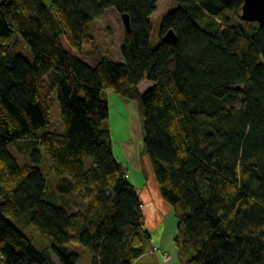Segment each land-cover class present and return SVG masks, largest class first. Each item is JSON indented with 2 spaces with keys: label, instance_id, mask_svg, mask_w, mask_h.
<instances>
[{
  "label": "trees",
  "instance_id": "1",
  "mask_svg": "<svg viewBox=\"0 0 264 264\" xmlns=\"http://www.w3.org/2000/svg\"><path fill=\"white\" fill-rule=\"evenodd\" d=\"M158 1L0 0V264H55L50 252L76 264L70 244L88 246L92 264H135L149 251L136 186L113 152L107 91L136 102L184 262L264 264V24L241 16L244 0H175L153 46ZM108 7L130 16L121 59L90 30ZM170 28L176 39L163 40ZM17 33L32 61L10 53ZM55 95L59 127L41 132ZM24 139L31 161L19 163L9 144ZM44 158L64 176L55 200ZM73 192L83 208L70 206ZM22 215L50 252L17 226Z\"/></svg>",
  "mask_w": 264,
  "mask_h": 264
},
{
  "label": "rangeland",
  "instance_id": "2",
  "mask_svg": "<svg viewBox=\"0 0 264 264\" xmlns=\"http://www.w3.org/2000/svg\"><path fill=\"white\" fill-rule=\"evenodd\" d=\"M174 7L175 0H159L157 2L156 10L149 17L152 23L150 42L153 46H156L160 40V25L163 15ZM90 30L95 37L97 45L102 47L104 53L108 57L116 59L118 56H122L121 44L124 38L125 25L121 14L113 7L105 8L102 14L91 21ZM62 42L66 48L70 49L64 37H62ZM10 53H22L27 59L32 61L31 47L20 33H17L16 40ZM84 58L91 64L95 63L90 58ZM52 73L53 70L48 74L49 79H52ZM142 82L140 83V90H143V84H147V81L144 83ZM107 98L109 102L108 124L111 131L115 157H117V159L119 158L118 161H121L126 169L134 172L136 176H139L141 186L146 185L149 189V193L154 195V198H152L153 205L151 203V208L148 210H151V213L150 216L148 215L149 219L147 218L146 223V227L150 229L151 233L148 244L149 251L147 254L151 255L144 256L137 264H144L142 263L144 260L145 264H149V261L153 264H186L175 243V237L178 233V218L174 214L172 205L167 200L166 202L162 197L153 170L151 173L147 167V162L145 160L147 155L143 152V118L137 109L136 102L132 99H126L114 91H109ZM235 104L239 106V102ZM59 118L60 103L55 95L52 122L48 126L40 128L39 131L42 132L50 128H58ZM32 147L33 146L29 144V140L24 139L11 142L9 144V151L19 163L30 162ZM49 165L50 163L44 158L41 167L48 180V199L55 200L59 194L63 193L59 188V183L64 176L50 171ZM150 174L154 180H152V177L150 178ZM136 176H133L131 179L137 180ZM70 198V206L72 208H83V201L79 199L74 192L71 193ZM159 199H163L168 206ZM14 222L24 232L32 236L36 246L40 248L49 246V238L40 233L33 224L29 223L27 216L22 215L14 219ZM153 246L156 247L155 250H152ZM69 248L71 251L78 254L76 264H92L93 254L88 246L83 244H70ZM163 252L169 253L172 260L170 258L168 262L165 261L162 256ZM57 260L59 259L57 258Z\"/></svg>",
  "mask_w": 264,
  "mask_h": 264
},
{
  "label": "crops",
  "instance_id": "3",
  "mask_svg": "<svg viewBox=\"0 0 264 264\" xmlns=\"http://www.w3.org/2000/svg\"><path fill=\"white\" fill-rule=\"evenodd\" d=\"M122 58V56L120 55V56H118V58H116V59H121ZM114 59V58H113ZM147 80H144L142 83H144V82H146ZM144 86H143V90L146 88V87H148L149 85H150V82L149 81H147V84L145 85V84H143ZM138 87H140V84H139V86ZM140 90V89H139ZM143 90H140V91H143ZM108 94H109V91H107V97H108ZM113 152H114V150H113ZM114 155H115V153H114ZM116 159H117V157H116ZM119 160V158L117 159V161ZM145 160H146V162H147V167L149 168V170L151 171V173H152V166H151V164H150V162H149V160H148V158L147 157H145ZM122 166H123V163L121 162V161H118ZM123 168L125 169V171L128 173V177H129V179L134 183V185L136 186V189H137V192H138V196H139V199H140V201H141V205H142V210H143V213H144V215H145V220H146V223H147V218L149 219V217H148V215L150 216V213H151V210L150 211H148L150 208H151V203H152V205H153V200H152V198H154V195H151L150 193H149V189H148V187H146V185H144V186H141V184H140V182H139V176H136L135 174H134V172H132V171H129L128 169H126L124 166H123ZM151 175V174H150ZM133 176H136L137 177V180H133V179H131ZM152 177V175L150 176V178ZM152 180H154L153 179V177H152ZM155 182V181H154ZM71 200V199H70ZM159 200H161L162 202H164L163 201V199H159ZM165 200V199H164ZM166 201V200H165ZM167 202V201H166ZM164 204L166 205V206H168L165 202H164ZM151 216H152V214H151ZM149 229V228H148ZM149 231H150V229H149ZM151 234V233H150ZM47 250L50 252V248H49V246H48V248H47ZM50 254H51V258H52V260H53V262L55 263V264H61L60 263V260H57V256H56V254L54 253V252H50ZM146 255H151V254H143L142 256H140L139 257V259L137 260V262L135 263V264H137L138 262H140L141 261V259L144 257V256H146ZM171 260H172V258H171ZM142 263H144L145 264V260L144 261H142ZM149 264H153V263H151V261H149Z\"/></svg>",
  "mask_w": 264,
  "mask_h": 264
},
{
  "label": "water",
  "instance_id": "4",
  "mask_svg": "<svg viewBox=\"0 0 264 264\" xmlns=\"http://www.w3.org/2000/svg\"><path fill=\"white\" fill-rule=\"evenodd\" d=\"M241 16L244 19L251 21H258L264 24V0H244L242 4ZM123 23L125 29L129 31L131 29L130 16L127 12L122 14ZM176 39L175 31L170 28L163 35V40L170 41Z\"/></svg>",
  "mask_w": 264,
  "mask_h": 264
},
{
  "label": "built area",
  "instance_id": "5",
  "mask_svg": "<svg viewBox=\"0 0 264 264\" xmlns=\"http://www.w3.org/2000/svg\"><path fill=\"white\" fill-rule=\"evenodd\" d=\"M152 248H153L152 250H155V249H156L155 246H153ZM162 256H163V259H164L165 261H169L170 258H171L170 254L167 253V252H163V253H162ZM0 259H1V256H0Z\"/></svg>",
  "mask_w": 264,
  "mask_h": 264
}]
</instances>
